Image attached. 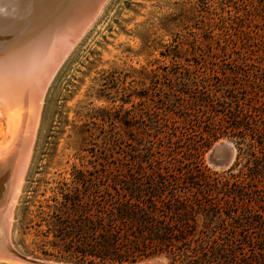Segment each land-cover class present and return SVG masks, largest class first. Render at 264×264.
I'll return each instance as SVG.
<instances>
[{"label":"rangeland","instance_id":"1","mask_svg":"<svg viewBox=\"0 0 264 264\" xmlns=\"http://www.w3.org/2000/svg\"><path fill=\"white\" fill-rule=\"evenodd\" d=\"M200 60L208 68L217 66L218 83L215 87L208 77L207 88L219 99L222 127V135L202 149L204 164L220 140L236 150L232 166L222 171L237 161L235 143L243 149L236 172L246 171L245 159L264 163V0H107L45 88L9 228L20 253L73 264L35 252L33 234L25 228L30 212L50 203L62 184L70 186L72 173L111 168L118 161L114 145L121 146L123 161L130 166L133 155H142L146 134L159 119L170 129L174 121L182 126L173 102L178 74L200 68ZM229 112L246 119L248 126L234 128ZM187 133L177 131L181 143L193 138ZM261 168L264 172V165ZM224 207L209 209L226 212ZM253 210L263 213L264 208ZM213 230L211 225L203 234H191L183 252L175 249L171 264H205L208 256L210 264H222L224 247L217 246L224 234ZM2 234L0 218V242ZM197 236L217 241L206 257L192 250Z\"/></svg>","mask_w":264,"mask_h":264},{"label":"trees","instance_id":"2","mask_svg":"<svg viewBox=\"0 0 264 264\" xmlns=\"http://www.w3.org/2000/svg\"><path fill=\"white\" fill-rule=\"evenodd\" d=\"M197 63L200 68L178 74L173 94L182 126L174 121L170 129L159 119L130 166L121 146L114 145L118 161L111 168L72 173L70 186L62 184L50 203L30 212L25 228L33 234L36 253L73 264H129L155 257L171 264L175 249L183 252L191 234L213 225V232L224 234L217 246L224 247L222 264H264V211L253 210L264 208V163L245 159L246 171L236 172L243 149L235 143L238 157L231 169L213 171L204 164L202 149L222 135V127L219 99L207 88L208 77L215 87L218 83L217 66ZM229 119L234 128L248 126L232 112ZM177 131L193 138L181 143ZM219 205L226 212L209 209ZM192 241L193 252L203 257L217 242L200 236Z\"/></svg>","mask_w":264,"mask_h":264},{"label":"bare ground","instance_id":"3","mask_svg":"<svg viewBox=\"0 0 264 264\" xmlns=\"http://www.w3.org/2000/svg\"><path fill=\"white\" fill-rule=\"evenodd\" d=\"M28 13L25 14L28 15ZM4 27L5 25L0 26V43L6 46L4 50L10 51V48L17 46L18 48L15 49L25 48L24 51L26 52L18 53L13 59L9 58L12 52L5 59H2L5 51L0 52V190L2 187L10 188L7 194L9 195L7 204L2 210L0 218L2 223H5V219H7L10 225L12 211L20 192L39 123L45 88L59 65L88 28L79 38L66 46L64 55L48 73L47 68L49 69V64L52 63L49 61L56 57L57 45L55 46V44L58 38L52 43H55L53 48L52 46L51 48L45 46L42 50L35 52H32L31 48L32 53L28 54L26 46L38 47L43 44L40 39L32 38V33H29L30 35L25 38V33L29 29V22L26 20L18 21L12 30L7 27V30L4 31ZM46 49H49L50 54L47 58L44 56L41 59L43 50ZM23 73L24 76H21ZM45 74L47 77L40 89L37 79H41V76H45ZM2 253L0 252V254Z\"/></svg>","mask_w":264,"mask_h":264},{"label":"water","instance_id":"4","mask_svg":"<svg viewBox=\"0 0 264 264\" xmlns=\"http://www.w3.org/2000/svg\"><path fill=\"white\" fill-rule=\"evenodd\" d=\"M106 1L107 0H0V26L5 25L3 30L6 31L7 27L11 30L15 28L18 21L26 20L29 22V29L25 33V38L30 35L29 33H32V38L35 37L36 39H40L43 44L38 47L26 46V51L27 53L29 52L28 54L37 50H42L45 46L49 48L52 46L53 48L55 43H52L58 38L55 44V46L57 45L56 57L54 60L49 61L52 63L49 64V69L47 68L49 73L60 60L61 56L64 55L66 46L79 38L86 28L90 26ZM54 5L56 6L53 7ZM26 12H29L28 15L25 14ZM41 35L43 37H40ZM4 48H6V46L0 43V52H4ZM15 48L18 47L13 46V48H10V51L6 50L3 53L4 56L2 59L7 58L11 52L9 58L12 59L15 58L18 53L25 52V48L21 50ZM31 48L33 50L32 52ZM48 50L49 49L43 50L41 59H43L44 56L46 58L48 57V54H50ZM21 76H24V73ZM47 76L45 74V76H41V79L39 78L40 80L37 79L40 89ZM37 94H39L38 91ZM235 153L236 150L232 143L226 140H220L213 144L207 152L206 163L215 171L226 170L232 166L235 160ZM8 190H10V188L3 187L2 190H0V211L6 207L5 205L7 204L9 196L7 195ZM2 224V242L5 244L3 250L0 251L3 252L0 254V261L16 264H66L39 260L20 253L12 244L9 232L10 225L7 219H5V223ZM129 264H163V260L156 257Z\"/></svg>","mask_w":264,"mask_h":264}]
</instances>
